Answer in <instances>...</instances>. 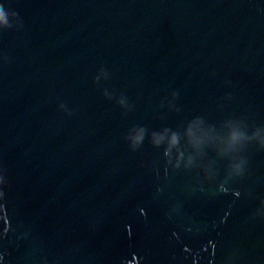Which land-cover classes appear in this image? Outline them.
Wrapping results in <instances>:
<instances>
[{"label":"water","instance_id":"water-1","mask_svg":"<svg viewBox=\"0 0 264 264\" xmlns=\"http://www.w3.org/2000/svg\"><path fill=\"white\" fill-rule=\"evenodd\" d=\"M0 7V264H264V0Z\"/></svg>","mask_w":264,"mask_h":264},{"label":"clouds","instance_id":"clouds-1","mask_svg":"<svg viewBox=\"0 0 264 264\" xmlns=\"http://www.w3.org/2000/svg\"><path fill=\"white\" fill-rule=\"evenodd\" d=\"M4 17H5V14H4L3 8L0 7V20H3Z\"/></svg>","mask_w":264,"mask_h":264}]
</instances>
